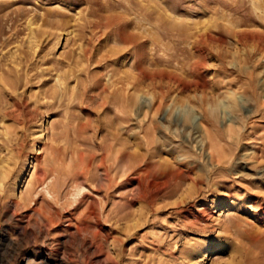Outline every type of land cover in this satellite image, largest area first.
<instances>
[{
  "label": "rangeland",
  "instance_id": "obj_1",
  "mask_svg": "<svg viewBox=\"0 0 264 264\" xmlns=\"http://www.w3.org/2000/svg\"><path fill=\"white\" fill-rule=\"evenodd\" d=\"M0 264H264V0H0Z\"/></svg>",
  "mask_w": 264,
  "mask_h": 264
},
{
  "label": "bare ground",
  "instance_id": "obj_2",
  "mask_svg": "<svg viewBox=\"0 0 264 264\" xmlns=\"http://www.w3.org/2000/svg\"><path fill=\"white\" fill-rule=\"evenodd\" d=\"M247 56V55H246ZM245 57V56H244ZM246 59V58H245ZM222 63H224V62H222ZM252 63H253V61H252ZM244 64L239 60L237 63H236V68L239 70V71H244L245 70V68H244V66H243ZM246 65V64H245ZM256 65V64H255ZM223 67V66H222ZM246 68H248V67H246ZM219 119H220V116H218V114H216V112L214 111V109H210L209 111H206V110H204L203 111V113L199 116V115H194V116H192V117H190L189 118V120L191 121V124H192V128H193V130H195V132H194V134L195 135H197V137H201L202 139H203V143H201V148H199V150L204 154L205 152H206V157L204 158L205 160H207V161H205L206 163H207V166L209 167V170L211 169H215V168H224V167H227V168H229V169H232L234 166H235V161L233 160V158L232 159H229V158H227V157H222V158H219L218 156H216L215 154H214V152H213V149H212V147H211V142H210V138H209V136H208V133L209 132H207L208 131V129L209 128H207V122H208V120H210V121H212L213 123H216V122H218L219 121ZM226 121L228 122V123H230V125L231 124H233L234 122H233V120H231V119H226ZM225 121V122H226ZM221 122V121H220ZM228 127H229V125H228ZM246 127V126H245ZM247 128V127H246ZM201 138H200V140H201ZM195 149V148H194ZM197 150H198V148H196ZM196 149H195V151H196ZM173 150V149H172ZM193 150V149H192ZM192 150H191V152H192ZM198 150V151H199ZM198 151H197V153H198ZM187 152V151H186ZM194 152V151H193ZM196 153V154H197ZM184 154H186V153H184ZM183 154V155H184ZM196 154H194V155H196ZM186 155H188V154H186ZM193 155V156H194ZM198 155V154H197ZM205 155V154H204ZM201 156H203V155H200V157L198 156V158H201ZM243 156H245V155H243ZM181 157V156H180ZM184 157V156H183ZM182 158V157H181ZM188 158H190V157H188ZM245 158V157H244ZM247 158V157H246ZM173 159H175V160H179V158L178 157H176V156H174V158ZM191 159V158H190ZM189 159V160H190ZM182 160V159H181ZM188 160V159H187ZM194 160V159H193ZM180 161V160H179ZM197 161V160H196ZM204 161V160H203ZM199 162V161H198ZM187 163H188V161H187ZM181 164H183V163H181ZM180 164V165H181ZM186 164V163H185ZM193 164V163H192ZM176 165V164H175ZM207 167V168H208ZM206 170V169H205ZM247 170H249L250 171V169H248L247 168ZM42 179V178H41ZM40 180V179H39ZM38 180V181H39ZM142 187V184L140 183V182H138V187ZM25 188H23V193H24V191H26L27 192V188H26V190H24ZM140 189V188H139ZM21 192V193H22ZM229 212V210H227V213ZM204 250V249H203ZM206 252V251H205ZM200 255V254H199ZM202 255L204 256V253H202Z\"/></svg>",
  "mask_w": 264,
  "mask_h": 264
}]
</instances>
